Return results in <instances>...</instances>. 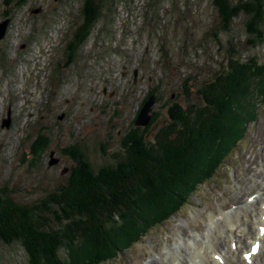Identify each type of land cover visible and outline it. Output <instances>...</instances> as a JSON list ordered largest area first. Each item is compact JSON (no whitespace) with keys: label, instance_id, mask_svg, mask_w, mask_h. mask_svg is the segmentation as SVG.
I'll use <instances>...</instances> for the list:
<instances>
[{"label":"rangeland","instance_id":"1","mask_svg":"<svg viewBox=\"0 0 264 264\" xmlns=\"http://www.w3.org/2000/svg\"><path fill=\"white\" fill-rule=\"evenodd\" d=\"M94 1L100 15L65 65L82 0H25L18 7L0 0V20L5 11L8 18L0 39V124L8 112V126L0 125V193L18 203L54 190L76 159L92 172L114 164L133 127L148 138L175 105L198 103L195 90L221 72L229 56L264 65V34L251 44L242 13L219 30L212 0ZM149 90L153 121L144 129L133 121ZM252 96V115L232 110L240 118L241 138L175 212L95 264H159L160 255L175 251L186 237L206 235L218 204L232 209L243 203L251 193L244 189L264 178V99L258 92ZM38 135L46 145L34 158ZM50 151L57 161L48 165ZM0 264L28 259L16 242L0 241Z\"/></svg>","mask_w":264,"mask_h":264},{"label":"trees","instance_id":"2","mask_svg":"<svg viewBox=\"0 0 264 264\" xmlns=\"http://www.w3.org/2000/svg\"><path fill=\"white\" fill-rule=\"evenodd\" d=\"M24 1L4 3L18 7ZM212 5L219 30H227L231 19L242 13L245 31L253 36L250 43L263 36L259 0H212ZM100 8L94 0H82L80 21L65 46V65L86 39ZM195 92L199 102L175 105L152 136L145 138L133 127L121 141L123 154L114 164L92 172L76 159L63 183L29 204L1 191L0 241L19 244L28 264H73V259L76 264H95L166 219L241 138L240 118L232 110L252 115L247 100L254 92L264 99V65L229 56L221 72ZM149 94L151 90L145 97ZM152 121L153 115L147 125ZM45 145L46 138L38 135L31 149L34 158Z\"/></svg>","mask_w":264,"mask_h":264},{"label":"bare ground","instance_id":"3","mask_svg":"<svg viewBox=\"0 0 264 264\" xmlns=\"http://www.w3.org/2000/svg\"><path fill=\"white\" fill-rule=\"evenodd\" d=\"M263 184L264 178L247 186L244 191L251 189V193L246 194L243 203L234 201L233 204H240L232 209L224 202L218 204L208 216L206 235L186 237L175 251L165 250L159 264H244V254L251 264L264 262V190H259ZM253 243L259 244L254 254L248 248Z\"/></svg>","mask_w":264,"mask_h":264},{"label":"water","instance_id":"4","mask_svg":"<svg viewBox=\"0 0 264 264\" xmlns=\"http://www.w3.org/2000/svg\"><path fill=\"white\" fill-rule=\"evenodd\" d=\"M8 23V18L5 17L2 20H0V39L4 35L6 25ZM154 101V95L149 94L147 98L142 102L141 106L139 107L137 114L134 118L133 124L136 126H145L149 119H150V107ZM7 118L3 119L1 121V126H8V112H6ZM60 117V116H59ZM53 152H49V161L48 165L55 163L57 161V158L52 157Z\"/></svg>","mask_w":264,"mask_h":264},{"label":"snow or ice","instance_id":"5","mask_svg":"<svg viewBox=\"0 0 264 264\" xmlns=\"http://www.w3.org/2000/svg\"><path fill=\"white\" fill-rule=\"evenodd\" d=\"M261 235H264V228L261 229ZM259 248V244L257 243L256 245L253 246V252H255Z\"/></svg>","mask_w":264,"mask_h":264}]
</instances>
